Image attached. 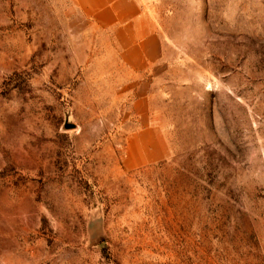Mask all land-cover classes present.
Returning <instances> with one entry per match:
<instances>
[{"label": "rangeland", "instance_id": "obj_1", "mask_svg": "<svg viewBox=\"0 0 264 264\" xmlns=\"http://www.w3.org/2000/svg\"><path fill=\"white\" fill-rule=\"evenodd\" d=\"M141 1L0 0V264H264V0Z\"/></svg>", "mask_w": 264, "mask_h": 264}, {"label": "crops", "instance_id": "obj_2", "mask_svg": "<svg viewBox=\"0 0 264 264\" xmlns=\"http://www.w3.org/2000/svg\"><path fill=\"white\" fill-rule=\"evenodd\" d=\"M75 3L81 11L95 18L99 25L113 26L117 28V33L124 32L118 33V36L129 51L134 45L137 52L144 54L146 38L155 39L159 48L158 35L152 27H148L153 24L149 22V11L141 0H75ZM135 33L137 41L131 44L128 40L133 39Z\"/></svg>", "mask_w": 264, "mask_h": 264}]
</instances>
